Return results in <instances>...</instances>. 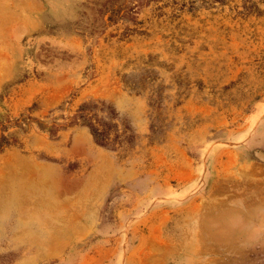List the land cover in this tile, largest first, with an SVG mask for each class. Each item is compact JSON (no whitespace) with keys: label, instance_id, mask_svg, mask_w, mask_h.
I'll return each mask as SVG.
<instances>
[{"label":"rangeland","instance_id":"obj_1","mask_svg":"<svg viewBox=\"0 0 264 264\" xmlns=\"http://www.w3.org/2000/svg\"><path fill=\"white\" fill-rule=\"evenodd\" d=\"M0 264H264V0H0Z\"/></svg>","mask_w":264,"mask_h":264}]
</instances>
